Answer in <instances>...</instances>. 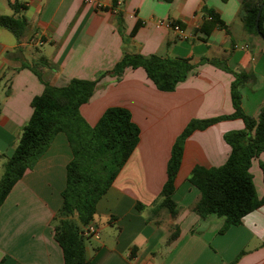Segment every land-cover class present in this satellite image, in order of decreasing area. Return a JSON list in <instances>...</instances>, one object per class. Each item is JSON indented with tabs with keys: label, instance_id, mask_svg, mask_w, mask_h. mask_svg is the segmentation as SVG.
I'll return each instance as SVG.
<instances>
[{
	"label": "crops",
	"instance_id": "0c3cea01",
	"mask_svg": "<svg viewBox=\"0 0 264 264\" xmlns=\"http://www.w3.org/2000/svg\"><path fill=\"white\" fill-rule=\"evenodd\" d=\"M102 2L106 9L85 0H0L1 15H15L12 4L18 3L25 6L20 13L28 22L19 39L0 26V180L45 82L64 86L73 78L97 79L126 53L182 57L194 64L225 61L247 77L240 89L244 112L259 115L264 39L247 30L242 0H123L117 12L113 0ZM162 19L181 25L188 38L157 25ZM234 80L232 72L204 62L174 91L158 89L142 67L128 69L118 80L106 75L98 83L80 108L85 120L94 126L107 108L125 107L141 133L98 202L90 223L96 233L86 241L90 264H264V204L221 232L224 218H202L194 210L201 192L189 181L195 166L226 162L231 146L224 135L244 129L243 119H222L185 140L173 194L177 214L161 205L177 137L191 120L233 114ZM72 157L66 133L59 132L14 185L0 208V264H65L52 221L63 202ZM262 163L264 152L250 168L259 198L264 196Z\"/></svg>",
	"mask_w": 264,
	"mask_h": 264
},
{
	"label": "trees",
	"instance_id": "16d2710c",
	"mask_svg": "<svg viewBox=\"0 0 264 264\" xmlns=\"http://www.w3.org/2000/svg\"><path fill=\"white\" fill-rule=\"evenodd\" d=\"M118 0H113V7ZM264 0H242L243 20L247 30L264 39V8L256 18ZM16 14H0V26L10 30L19 39L27 29V17L20 11L21 4H12ZM215 21L212 13H209ZM232 72V102L234 113L204 120H191L177 137L167 166V180L162 188L161 205L173 215L177 214L173 194L175 180L182 162L185 140L197 129L227 118H241L244 129L231 130L224 138L231 146L226 162L218 167L197 165L189 181L196 186L201 196L194 210L202 217L211 215L224 218L221 232L238 225L250 212L264 204L259 198L250 171L252 160L264 152V105L257 117L246 114L242 108L241 87L247 78L235 73L225 61L204 59ZM46 64L45 60H41ZM200 64L188 58L145 56L126 53L109 71L94 80L73 78L67 85L54 86L45 82L42 94L33 98V113L23 128L14 153L4 165L0 180V208L14 185L27 169L32 168L48 150L59 132L66 133L73 157L67 166V185L62 192L63 202L53 218L54 236L62 247L65 264H90L86 256L87 237L84 230L93 220L97 205L114 183L123 166L130 159L140 141V127L133 121L130 110L114 106L107 108L98 122L92 126L82 116L80 108L90 101L98 83L106 75L118 80L128 69L142 67L148 77L161 91H174L176 87L194 73ZM264 171V164H261ZM140 208V206L138 205Z\"/></svg>",
	"mask_w": 264,
	"mask_h": 264
},
{
	"label": "built area",
	"instance_id": "2783aa9c",
	"mask_svg": "<svg viewBox=\"0 0 264 264\" xmlns=\"http://www.w3.org/2000/svg\"><path fill=\"white\" fill-rule=\"evenodd\" d=\"M85 1L87 3L94 4L98 9H106L105 4L102 2V0H85ZM122 3H123V0H118L117 6L116 7L112 6V9L117 12L118 8L122 5ZM208 18L212 19L211 16H208ZM157 25L165 26V27L173 29L177 33V35L182 39H186L189 36V34H187V32L181 27V25H179L178 23L172 20H169V19L158 20ZM244 47L247 48L248 45H245ZM95 233H96V230L91 224L86 226L84 230L85 236L94 235Z\"/></svg>",
	"mask_w": 264,
	"mask_h": 264
},
{
	"label": "water",
	"instance_id": "95a60500",
	"mask_svg": "<svg viewBox=\"0 0 264 264\" xmlns=\"http://www.w3.org/2000/svg\"><path fill=\"white\" fill-rule=\"evenodd\" d=\"M263 8H264V3H262L260 5L259 11H258V14H257V18H256V27H257V29H259V19H260V16H261Z\"/></svg>",
	"mask_w": 264,
	"mask_h": 264
}]
</instances>
